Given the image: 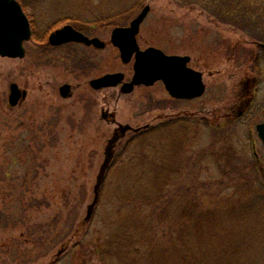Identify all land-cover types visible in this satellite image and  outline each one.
Wrapping results in <instances>:
<instances>
[{
  "label": "rangeland",
  "instance_id": "rangeland-1",
  "mask_svg": "<svg viewBox=\"0 0 264 264\" xmlns=\"http://www.w3.org/2000/svg\"><path fill=\"white\" fill-rule=\"evenodd\" d=\"M19 1L35 34L24 57L0 55V264H264V173L233 118L250 95L264 101V69L253 70L264 20L226 22L203 0ZM147 4L141 48L189 54L201 97L173 98L161 80L90 84L130 80L111 32ZM64 24L106 47L51 46ZM12 82L27 91L14 106Z\"/></svg>",
  "mask_w": 264,
  "mask_h": 264
},
{
  "label": "water",
  "instance_id": "water-1",
  "mask_svg": "<svg viewBox=\"0 0 264 264\" xmlns=\"http://www.w3.org/2000/svg\"><path fill=\"white\" fill-rule=\"evenodd\" d=\"M149 11L150 5L147 4L128 26H117L111 34V42L119 48L123 62L128 63L134 58L132 80L123 82L125 73L118 71L94 78L90 84L99 89L116 86L123 82L122 91L132 92L136 85H152L162 80L169 94L175 98L192 99L202 96L206 89L203 72L189 66L190 55L168 54L155 46L145 49L140 47L137 35ZM31 35V24L22 5L17 0H0V54L9 57H24L26 53L24 41L29 40ZM72 41L94 45L99 49L106 47V42L101 38L89 37L70 24L56 29L49 35V42L52 45ZM60 92L63 96H69L71 85L63 84ZM26 94L27 91L21 90L17 83H11L9 97L11 105L18 104L26 97ZM116 138L111 140L112 144ZM112 144L108 149L112 147Z\"/></svg>",
  "mask_w": 264,
  "mask_h": 264
},
{
  "label": "flooded vegetation",
  "instance_id": "flooded-vegetation-1",
  "mask_svg": "<svg viewBox=\"0 0 264 264\" xmlns=\"http://www.w3.org/2000/svg\"><path fill=\"white\" fill-rule=\"evenodd\" d=\"M29 19L33 28V34H35L30 16ZM260 28L262 27L259 26V29ZM254 41L260 50H258L255 55L252 54L255 56V68H253V70H257L258 73L261 74L264 69V38H257ZM257 81L258 80L254 78L251 83L249 81L246 82L244 85V89H246L245 94H251L252 87L256 86ZM233 118L234 120H241L242 124L248 126V134L250 137L244 142L243 146L247 153L249 152L248 157L253 156L254 158L251 164L255 172L264 173V101L258 102L255 100L254 94L250 95L248 98L241 101L236 116Z\"/></svg>",
  "mask_w": 264,
  "mask_h": 264
},
{
  "label": "trees",
  "instance_id": "trees-1",
  "mask_svg": "<svg viewBox=\"0 0 264 264\" xmlns=\"http://www.w3.org/2000/svg\"><path fill=\"white\" fill-rule=\"evenodd\" d=\"M193 3L200 0H180ZM202 4L216 17L226 22H234L240 26L258 20H264V3L254 4L251 0H203ZM259 29V27H258ZM104 172L100 176L103 179Z\"/></svg>",
  "mask_w": 264,
  "mask_h": 264
}]
</instances>
